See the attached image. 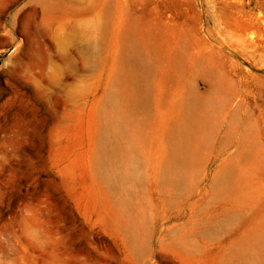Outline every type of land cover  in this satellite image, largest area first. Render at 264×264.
I'll return each instance as SVG.
<instances>
[{"label":"rangeland","instance_id":"1","mask_svg":"<svg viewBox=\"0 0 264 264\" xmlns=\"http://www.w3.org/2000/svg\"><path fill=\"white\" fill-rule=\"evenodd\" d=\"M0 264H264V0H0Z\"/></svg>","mask_w":264,"mask_h":264}]
</instances>
